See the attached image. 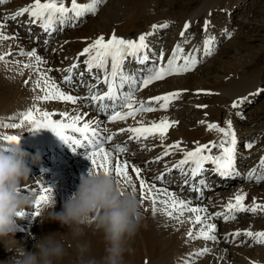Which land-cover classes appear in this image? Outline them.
I'll list each match as a JSON object with an SVG mask.
<instances>
[{
  "label": "bare ground",
  "instance_id": "6f19581e",
  "mask_svg": "<svg viewBox=\"0 0 264 264\" xmlns=\"http://www.w3.org/2000/svg\"><path fill=\"white\" fill-rule=\"evenodd\" d=\"M163 1L106 0V3L99 6L97 14H88L91 16V19H88L86 15L77 23V26L66 25L62 29L58 27L57 31L49 35L37 23H29L27 14L18 17L16 20L9 19L4 21L3 18L5 16H11L20 8L33 2V0H7L5 4H0V23H6V28L3 29L5 34H16L18 38L16 40L9 39L0 42V54L11 51L13 56L7 57L9 61L19 60L21 64L32 63L35 65L34 60L30 61L28 58L18 55L20 49L24 51L35 49L37 54L47 61V64L41 66V71L51 68L52 71L48 75L57 83L62 91L83 98L89 96V85L96 86L101 92L107 90L105 84H97V80L94 79L95 74H97L102 80L104 73L97 72L96 69L88 73L86 71L87 66L83 63L86 59L85 56L79 57L80 66L72 73L71 85L63 82L64 76L68 75V73L62 70L70 67L87 44L99 35L103 34L107 38L115 32L118 37L138 39L140 34L150 32L153 24H162L165 21L169 23L168 28L160 29L148 37L149 60L146 64L143 66L136 64L137 62L134 58H127L125 61V71L130 74L134 73L140 79L146 76L149 69L153 66L158 67L161 65L162 62L158 60V55L161 51L164 54L163 63H166L177 43H181L183 47L192 43L187 51L184 47L185 54L193 48H200L201 52L197 54V57L198 59L203 57V39L201 38L199 43L194 41L197 35H193V24L201 19L203 22L205 20L210 21L211 8L217 6L218 3L219 6L226 9L227 14H231L233 5L237 9L242 4H240L239 0H207L201 5H197L192 11L190 9L188 11L184 9L185 11H183L178 9L179 4L174 3L175 1L169 2L166 7H163ZM226 1L227 3L225 4ZM89 2L90 0H78V3ZM190 2L193 3V1ZM65 3L70 6V0H65ZM132 9L137 10L135 15L129 14ZM248 11L250 12L251 8ZM201 13L205 15L206 13L209 14L206 17H199ZM185 22L190 24V28L185 33V37H181L180 33L183 30ZM224 26L229 27L226 24ZM71 29L75 30L66 35V32ZM168 29L172 31L168 32L169 36L166 38L167 34L165 33ZM237 30V33L241 32L242 34L248 31L246 37L251 38L254 32L259 31V26L258 24L251 23L244 27L241 26ZM208 33L212 36H219V39H221L220 41L219 39L215 40V44L213 45L214 54L210 56L212 59L206 60L201 67L198 66L191 72L155 81L147 88H143L136 93L137 101H148L155 96H162L173 91H181L183 93L182 96L173 101L166 111L160 110L159 105L154 104L153 106L157 109L156 111L137 115L135 120L129 118L126 122L109 123L105 117L108 118V115L111 114V107L101 111L98 105L93 104L91 100L81 99L75 106L65 101H40L35 102V104L43 111L55 113L54 119H59V114L64 112L75 115L77 110L85 114L86 120L98 119L102 127L108 128L110 132L118 133L111 142L105 144L106 150H112L117 144L121 146H125L126 144L127 152L119 157L121 160H127L130 165L141 167L142 176L145 180L150 183L155 182L158 188H167L180 199L191 201L192 207H206L209 214H214L218 211L223 212L229 200H233L234 202V196L238 192L247 194L245 204L249 207L253 199L257 203L264 205V181L257 183L254 178L251 180L247 178V173L251 172L254 168L257 174H264V170L259 167V161L264 157V143L254 138H264V126L262 127L263 131H259L260 127L255 124H249L251 119L249 115L244 113V116L238 117V113L233 114L232 112L234 101L246 98L243 103L238 105V109L242 110L246 106V103L256 99L257 95L255 93L257 92V88L263 85L261 78L263 74H260V72L257 74V83L242 82L237 73H234L235 78L231 80L225 75L223 70V73L212 74L210 68L213 61L217 59L216 54L220 45L222 43L229 44L231 39L238 40L235 36L237 33L234 34V32L223 29L213 22L209 24ZM229 33L231 34L230 38L228 36ZM221 34L223 36L220 38ZM185 38L188 39V43H183ZM159 40L162 42V45H160V48L153 50L156 47V45H153V42L161 43ZM46 48H48V52ZM218 55H221V53ZM244 56L245 53H240V55L235 54L232 60L225 61V63L228 65L235 64L232 69L237 72L248 65L246 63L242 64V66L241 64H237ZM210 57L206 58L209 59ZM131 60L133 61L132 64H130ZM182 62L181 60L180 63ZM17 67L13 63H9L7 66L0 63V136H20L19 144H22V148L29 149L31 153L26 163L30 167L32 174H30L29 181L22 187V194L32 196L35 201L41 185L51 188L53 191L52 197L55 200V211L59 212L62 210L63 204L76 191L81 178L87 176V173L92 169L91 161L86 158L89 151L85 147L58 146L54 154L48 152L43 154L44 149L41 143L50 136L55 135L52 131L40 129L33 133L27 126L23 129H6L3 127L7 123H18L19 120H14L12 117H18L21 112L33 107L36 95H43L39 89L33 91V82L37 79L34 69H24L23 75H19ZM56 69H60L61 71H56ZM140 69H146L143 71L144 74L138 71ZM203 70H206V72L202 75L201 72ZM81 72L84 73L83 76L80 75ZM25 80L29 81L27 85L25 84ZM93 90L95 91L96 89L94 88ZM127 90L128 87L125 86L124 91ZM206 91L213 94H203ZM198 92L200 94H197ZM216 100L218 103L215 104ZM105 103L110 104L108 101H105ZM197 105H207V107H197ZM258 109L260 108L258 107ZM165 117L169 121H177L178 123L175 127L168 130L167 138L163 141V146L158 137H149L147 140L137 143L134 140H129L128 133H119V129L121 128L138 126L137 121L142 120L145 124H148L151 121L158 122ZM201 120L205 121V124H200L199 121ZM229 120L232 121L233 130L236 133L238 141L236 158L239 163L240 175L236 176V180L239 183H233L235 187L232 188L233 190H237L228 191L229 184L227 183L228 185L226 184L227 186L225 185L224 187L221 184L223 191L217 192L215 199L203 202L201 197L194 193L193 188L200 187L194 185L195 179H191L189 175H182L178 169L172 168L174 164L183 158V152L175 151L158 162L154 161L156 157L163 154L164 146L171 145L177 141L183 142L182 148L186 151L194 150L197 142L201 145L208 144L211 141L219 142L223 139L222 134L207 130V123H216L221 127H225L226 122ZM241 123H243V126H241ZM101 134L107 135V133L103 132ZM250 142L254 146L248 149L245 145ZM0 143L4 142L0 141ZM212 152L219 154L218 149L215 148ZM37 156L39 159L34 160L33 158ZM116 158L117 155L113 152L114 162ZM165 165L172 169L171 173L165 175L164 183L155 181L156 176L166 173ZM130 175L133 176V182L137 185L136 195L140 200L139 182L135 179V174L131 170ZM168 178H171L169 183L166 181ZM185 180L188 183H185ZM128 189L131 190V188ZM45 206L47 207L48 205ZM144 207H147L149 210L145 212ZM216 208H219V210ZM35 210L34 203L33 207L27 208L23 216L17 220L20 230L17 231L15 239L18 246L29 247L31 245V233L35 236L40 235L41 228H46L52 234L57 233L58 222H41V219L47 217V214L43 213L42 210H40V215L35 217L33 225L31 227L26 226L25 220L33 216L32 213ZM142 212L144 217L143 226L136 237L130 242L133 252L125 254V264H183V260L187 258L189 253L205 246L211 248L212 252L201 258L194 257L195 264H258V262L259 264H264V244H258L252 238L243 235V232L246 230H251L254 233L264 231V227H261L258 223V219L264 216V211L257 210L256 213L247 212L250 220L249 222L247 221L246 225L241 226L232 219H229L227 222L223 217L212 219L209 223H214L217 226L215 233L217 241L215 242L203 239L189 240L186 234L189 228H193V225L188 222L179 224L176 220L169 219L161 213L153 216L150 201H146L144 206H142ZM192 216V213L186 212L184 219L187 221ZM200 227V225H196L193 230L196 231ZM230 228L233 229H231V232L229 231ZM236 231H240L242 234L233 240L230 234ZM70 238V242H73L71 249L74 251L75 255L73 257L75 259L77 258L75 247L77 243L90 244L91 256L96 259L105 255L106 244L103 235L95 231L93 227L86 228L84 235L81 237L73 238L71 236ZM0 247L2 248L0 250L2 253L0 264H13V260L16 257L15 250L7 251L2 242L0 243Z\"/></svg>",
  "mask_w": 264,
  "mask_h": 264
},
{
  "label": "snow or ice",
  "instance_id": "6c2138e0",
  "mask_svg": "<svg viewBox=\"0 0 264 264\" xmlns=\"http://www.w3.org/2000/svg\"><path fill=\"white\" fill-rule=\"evenodd\" d=\"M7 0H0V4H5ZM106 3V0H90L89 3H78V0H70V6L66 5L65 0H33L29 5L20 8L11 16H5L4 21L16 20L18 17L25 14L29 17V23H38L45 33L51 35L52 32L58 30V27L62 29L66 25L77 26V23L86 15H95L99 11V6ZM210 21L205 20L204 31L208 32ZM169 27V23L165 21L162 24H153L151 31L140 34L138 39H127L118 37L113 32L110 37L103 34L92 40L87 46L78 54L75 58L76 62L68 68L62 71L68 73L64 76L63 82L65 84H72V73L75 69L79 68V57L85 56L86 59L83 63L87 66L86 71L91 73L93 69L97 72H103V79L99 76H95L97 84L103 83L107 86V90L101 92L96 86L89 85V96L79 97L67 94L62 91L57 83L48 75L52 71L48 68L46 71H41V66L47 64L41 56L37 54L35 49L30 51H24L20 49L18 55L28 58L30 61L34 60L35 65L32 63H23L19 60L9 61L7 57L13 56L11 51L0 54V63L7 66L9 63H13L17 67L19 75H23L24 69H34L37 79L33 82V91L39 89L43 95H36L34 97L33 107L27 111L21 112L18 117H12V119H18V123L4 124L6 129H23L25 126L29 128L31 132L39 131L40 129H47L52 131L57 137L73 148L85 147L91 149L87 153V159L91 161L92 170L97 173L104 172L109 175H114L119 184L123 185L125 189L131 188L132 192L136 194L137 185L133 182V176L130 175V170L135 174V179L139 182L140 202L144 206L146 201L151 203V212L155 216L157 213L166 215L169 219L176 220L179 224L188 222L193 225V228H189L187 237L189 240L203 239L205 241H217L215 235L217 226L214 223H209L214 218L223 217L227 222L229 219H236L235 213L237 212H252L256 213L257 210L264 211V205H261L253 199L251 206L245 204L247 198L246 193L238 192L234 196L233 200H229L223 212H216L209 214L206 207H192L191 201L180 199L175 193L170 192L167 188H158L155 182H148L142 176V169L136 165H130L127 160H121L119 157L127 152V145L121 146L117 144L112 150H106L105 144L111 142L113 138L118 135L117 132H110L108 128L102 127L101 122L98 119L86 120L85 114L76 111L75 115H70L67 112L60 113L59 119H54L55 113L50 111H43L40 107H37L35 102H47V101H65L76 105L80 99L91 100L93 104H97L99 110L104 111L111 107V114L108 115V122H126L129 118L135 120L137 115L145 112H153L157 109L153 106L158 104L160 110L166 111L169 105L179 99L182 96L181 91H173L166 93L162 96H155L148 101L136 100V93L143 88H147L155 81L163 80L166 77L173 75H184L193 71L201 62L197 54L201 52L200 48H193L187 54L181 43H177L173 48L170 57L166 63L164 61V54L161 51L158 55V60L161 61L160 66H153L149 69V72L143 78L138 79L137 76L125 71V61L128 57H132L139 64H145L149 60L147 43L148 37L160 29H166ZM6 28V23H0V42L5 40H16L18 37L16 34L7 35L3 31ZM190 24L185 22L183 30L180 33L181 37H185V33L188 32ZM229 38L231 34H228ZM188 39L185 38L183 43H188ZM215 37L206 35L203 40V57H210L214 54ZM183 61L180 63V61ZM110 66V67H109ZM56 71H61L56 69ZM84 75L83 72L80 73ZM29 83L25 80V84ZM125 86L128 87L127 91H124ZM96 89L95 91L93 89ZM203 91V90H201ZM264 89H258L255 95H259ZM197 94H200L198 92ZM205 95H212L211 92H203ZM241 98L238 101H234L232 107L235 109L239 104L244 102ZM105 101L110 102L105 103ZM163 102V103H161ZM197 107L206 108L207 105H197ZM177 121H169L166 117L157 121H151L145 124L144 121H137L138 126H129L127 128L119 129V133H128L129 140H134L137 143H141L147 140L149 137L159 138L162 146L163 141L167 138L169 128L175 127ZM200 124H205V121H199ZM207 130L215 131L222 134L223 139L219 142L211 141L208 144L196 143L194 150H184L182 148V141L174 142L171 145L164 146V152L161 156L155 158L154 162L162 160L165 156L173 154L175 151L183 152V158L180 159L172 168L178 169L182 175L195 179L205 171V164L211 163L214 165L213 171L221 177L238 176L240 173L236 170V154H237V137L233 130L232 121L226 122L225 127H221L216 123H207ZM107 133L106 136L101 133ZM78 134V136H77ZM79 137V138H78ZM18 135H3L0 136V141L4 143H16L20 141ZM253 143L245 145L248 149L253 147ZM218 149L219 154H213V149ZM113 152L116 153L117 158L115 162L113 160ZM190 165L186 170L185 166ZM260 169L264 170V157L259 161ZM166 173H162L155 177V181L161 183L165 182V175L170 174L172 169L165 165ZM249 180L255 179L257 183L264 181V174H257L254 168L251 172L247 173ZM185 183H188L185 180ZM201 185L206 186L205 181L201 179L199 181ZM193 190H199L195 187ZM52 189L41 185L39 187V194L35 200V212L32 213L34 217L40 215L41 207L49 205L52 200ZM163 197V198H162ZM160 205V207H158ZM149 209L144 207V211ZM190 212L193 214L187 221L184 219L185 213ZM200 225L201 227L194 231V227ZM242 233L236 231L230 235L235 240ZM243 235L252 238L258 244H264V231L253 232L246 230ZM227 239V237H225ZM212 249L209 247H202L188 254L187 258L183 260V264H195V258H201L207 254H210Z\"/></svg>",
  "mask_w": 264,
  "mask_h": 264
},
{
  "label": "clouds",
  "instance_id": "9594fccd",
  "mask_svg": "<svg viewBox=\"0 0 264 264\" xmlns=\"http://www.w3.org/2000/svg\"><path fill=\"white\" fill-rule=\"evenodd\" d=\"M27 158L19 143H0V242L7 251L15 250L13 264H60L68 254L63 237L67 234L81 237L89 227L102 233L105 255L96 259L91 256L90 244L77 243V264H125V254L133 252L130 242L143 226L141 202L132 190L119 184L114 175L92 169L81 178L61 211H55V200H52L45 209L47 217L41 219L42 223L58 222L68 229L67 234L54 233L39 239L34 251L18 246L17 220L35 203L32 196L22 194V187L31 174Z\"/></svg>",
  "mask_w": 264,
  "mask_h": 264
},
{
  "label": "rangeland",
  "instance_id": "374dc122",
  "mask_svg": "<svg viewBox=\"0 0 264 264\" xmlns=\"http://www.w3.org/2000/svg\"><path fill=\"white\" fill-rule=\"evenodd\" d=\"M171 1H173V2L175 1L174 3H176L177 5L179 4V8H178L179 10H183V11L187 10L188 11L190 9V11H192L193 9H195V7L197 5L198 6L201 5L203 2H205L207 0H169V1L164 0L163 1V7L168 6V3ZM190 1H193V3ZM216 1H218V0H216ZM239 2H240V4L242 3L241 6L238 7L237 9H235L234 5H233V9L231 10V14H227L226 9L222 8V6H219L218 5L219 3L217 4V6L212 7L211 11H210V18H209L210 22L217 24L213 20L222 21L223 22L222 25L226 24L229 27L232 26V28H234V30H237L241 26L244 27L245 25H250L251 23L252 24H258L259 31L257 30L258 32L257 31L254 32L253 36L251 38L246 37L248 31H245V33H243V34L241 32H238L237 34L234 33L238 41L231 39L229 44H226V43L222 44L221 48L219 49V54L221 53V55H217V59H215L213 61V64L210 68V72L214 75H217L219 73H223V71H224L225 75L231 80H233L235 78L234 73H237V76L240 78V80L242 82H253V83L258 82L257 74L260 72V74L261 73L263 74V76H261L263 85H262V87L260 86L258 88L264 89V0H239ZM226 3H227V1L225 2V4ZM249 8H251L250 12L248 11ZM136 13H137V10L132 9V11L129 14L135 15ZM208 14L206 13V15H205L204 13H201L199 15V17H201V16L206 17V16H208ZM87 18L91 19V16L87 15ZM232 19L234 21L233 23L230 22ZM193 25H194L192 28V31H194L193 35H197L196 39L194 40L196 43H199V41L201 40V36H199V33L204 35V37L206 35H210L208 32H207L208 34L205 33L204 27H203L204 22L202 19L200 21H196ZM219 26L221 27V25H219ZM74 30L75 29H71L68 32L70 33ZM169 31H172V30L168 29L167 32L165 31L166 32L165 34H168ZM79 34H81V32H79ZM224 34H226V33H224ZM222 36H223V34H221L220 38ZM220 40L221 39H219V41ZM153 45L157 46L158 43L153 42ZM160 45H162V42L160 43ZM191 45H192V43H190L188 45H184V47L186 48V51L188 50L189 47H191ZM222 47H223V50H222ZM49 50H50V48H49ZM47 52H48V49H47ZM240 53H245V56L242 57L240 62H238L237 64H241V66H242V64L246 63L248 65L244 69L235 72V70L232 69V67L235 64L228 65L225 63V61L232 60L233 55H235V54L240 55ZM210 59H212V57H210L207 60H210ZM205 72H206V70H203L201 72V74L203 75V73H205ZM207 74H210V73H207ZM70 88H72V87H70ZM216 103H218L217 100L215 101V104ZM249 103H246V105H248ZM252 103L253 104H249L247 106L248 107L247 109H243L241 111H239L237 108L234 109L233 113L235 114L238 112V113L243 114V115H244V113L249 115V117L251 118L249 121V124L250 125L255 124L256 126L260 127V130L263 131L262 127L264 126V91L260 92V94L257 95L256 99L254 101H252ZM258 107L260 109H258ZM253 110H255V111H253ZM105 119H108V118L105 117ZM261 142L264 143V139L261 140ZM170 180L171 179L168 178L166 181L169 183ZM229 186L230 185H228V187ZM234 187H235V185H234ZM227 190L232 192V191L237 190V189H234V190L233 189H227ZM207 200H209V199L208 198L205 200L203 199L202 201L206 202ZM46 208L47 207L45 205L41 207L42 212L45 214H47V212L45 211ZM216 209L219 210V208H216ZM218 212H220V211H218ZM243 213H245L246 217H244ZM246 213L247 212H241L239 214V212H237V214L235 216L240 217L237 220V222H239L238 224H240V223H241V225L246 224V222L248 221V218L250 219L249 214L248 213L246 214ZM34 221H35L34 216L28 217L25 220L26 226L31 227L33 225ZM258 223L260 224L261 227H264V216H261L260 219H258ZM231 229L232 228L229 229L230 232L233 230V229L232 230ZM56 230H57V233H61V234H67V232H68V229L66 227H61V225L59 223L57 224ZM49 234H52V233L49 230H47L46 228L40 229V235L35 236L33 233H31V245L29 247L26 246L25 249L28 251H34L35 250L34 249L35 243L39 239H41V238H43ZM70 237H71V234H67L63 237V240L65 241L66 246L68 247V254L65 256L63 261L60 262V264H77V260L73 257V255H75V254H74V251L71 249V245L73 244V242H70V240H71ZM1 249L2 248L0 247V250ZM1 254L2 253L0 251V256H1Z\"/></svg>",
  "mask_w": 264,
  "mask_h": 264
}]
</instances>
